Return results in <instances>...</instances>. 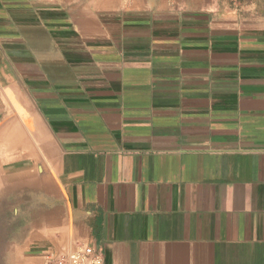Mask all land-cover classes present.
Listing matches in <instances>:
<instances>
[{"label": "crops", "instance_id": "0c3cea01", "mask_svg": "<svg viewBox=\"0 0 264 264\" xmlns=\"http://www.w3.org/2000/svg\"><path fill=\"white\" fill-rule=\"evenodd\" d=\"M3 192L21 264H264V0H0Z\"/></svg>", "mask_w": 264, "mask_h": 264}, {"label": "rangeland", "instance_id": "374dc122", "mask_svg": "<svg viewBox=\"0 0 264 264\" xmlns=\"http://www.w3.org/2000/svg\"><path fill=\"white\" fill-rule=\"evenodd\" d=\"M0 196V264H21L19 261H12L10 253L14 249L16 253L22 251L23 235L25 233L26 214L23 212L26 208L23 203L18 202L7 195L6 192ZM15 210V212H14ZM18 211V212H17ZM33 211V209H32ZM31 219L37 218V214L30 215ZM12 240L14 246H11Z\"/></svg>", "mask_w": 264, "mask_h": 264}, {"label": "built area", "instance_id": "2783aa9c", "mask_svg": "<svg viewBox=\"0 0 264 264\" xmlns=\"http://www.w3.org/2000/svg\"><path fill=\"white\" fill-rule=\"evenodd\" d=\"M44 264H104L102 251L84 244H77L68 253H47L43 256Z\"/></svg>", "mask_w": 264, "mask_h": 264}]
</instances>
